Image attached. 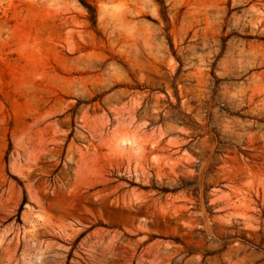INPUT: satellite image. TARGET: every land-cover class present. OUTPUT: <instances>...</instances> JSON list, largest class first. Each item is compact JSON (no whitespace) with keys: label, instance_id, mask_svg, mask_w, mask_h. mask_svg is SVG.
<instances>
[{"label":"rangeland","instance_id":"374dc122","mask_svg":"<svg viewBox=\"0 0 264 264\" xmlns=\"http://www.w3.org/2000/svg\"><path fill=\"white\" fill-rule=\"evenodd\" d=\"M0 264H264V0H0Z\"/></svg>","mask_w":264,"mask_h":264}]
</instances>
